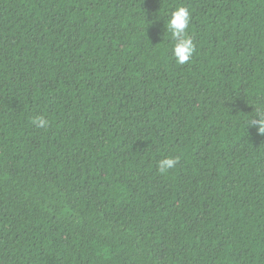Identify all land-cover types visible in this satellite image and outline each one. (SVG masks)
Instances as JSON below:
<instances>
[{"label":"trees","instance_id":"obj_1","mask_svg":"<svg viewBox=\"0 0 264 264\" xmlns=\"http://www.w3.org/2000/svg\"><path fill=\"white\" fill-rule=\"evenodd\" d=\"M257 106L264 0H0V264H264Z\"/></svg>","mask_w":264,"mask_h":264},{"label":"clouds","instance_id":"obj_2","mask_svg":"<svg viewBox=\"0 0 264 264\" xmlns=\"http://www.w3.org/2000/svg\"><path fill=\"white\" fill-rule=\"evenodd\" d=\"M191 22V13L184 6L177 7L167 21L166 31L171 34L173 41L172 56L177 64H185L190 61L195 46L193 39L188 35ZM255 115L250 121V126L255 127L259 134L264 135V106H257L254 109ZM33 123L39 128H47L49 121L43 116L37 117ZM179 157H166L158 161L157 169L159 173L166 174L170 169H174L179 163Z\"/></svg>","mask_w":264,"mask_h":264}]
</instances>
